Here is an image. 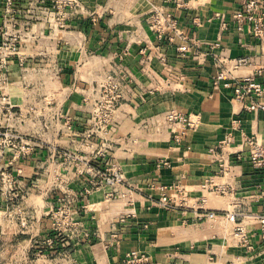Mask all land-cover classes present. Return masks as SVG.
<instances>
[{
    "label": "crops",
    "instance_id": "crops-1",
    "mask_svg": "<svg viewBox=\"0 0 264 264\" xmlns=\"http://www.w3.org/2000/svg\"><path fill=\"white\" fill-rule=\"evenodd\" d=\"M55 1L17 0L10 15L0 0V45L19 41L0 56V139L15 145L0 147V264H124L130 251L151 264H264V172L245 141L264 145V113L214 84L220 69L264 84V40L234 17L247 0H69L63 28ZM156 12L175 20L161 37ZM108 84L120 97L104 122ZM171 111L195 126L169 124Z\"/></svg>",
    "mask_w": 264,
    "mask_h": 264
},
{
    "label": "built area",
    "instance_id": "built-area-1",
    "mask_svg": "<svg viewBox=\"0 0 264 264\" xmlns=\"http://www.w3.org/2000/svg\"><path fill=\"white\" fill-rule=\"evenodd\" d=\"M17 0H4V8L7 14L16 13L15 3ZM175 0H167V2H171ZM70 3L69 0H56L53 4H51V12L58 13L60 16L57 17V24L60 27L64 26V15L62 14L65 6ZM238 22H247L251 28L252 35L263 41L264 40V9L262 8L260 2L258 0H247L242 6L241 11L234 16ZM153 27L159 32V37H161V32L163 31V24L168 26H174L175 20L172 17L171 13H163L156 12V14L152 17ZM218 46V44H215ZM19 50V41L16 38L8 39L4 41L0 45V56L1 61L5 62V60L11 56L18 53ZM181 51H184V48H180ZM247 64V59H239L235 68H239ZM214 84L216 86L223 85L226 88H230L234 99L241 103L244 109L248 112H263L264 113V103L261 100L264 98V84L258 81L255 76L243 77L240 79H231L230 73L226 69H220L218 74L214 79ZM104 92L106 94L105 99L101 102L97 108V112L101 115L100 118L104 122L109 119L110 115L115 112L116 105L119 99V94L117 93L116 87L111 84H108L104 87ZM167 121L171 125L181 124L185 128H193L195 126V122L191 119L190 116H186L177 111H171L167 114ZM264 136V132H263ZM246 145L251 153L252 162L255 169L261 170L264 172V145L259 141L257 137L246 138ZM13 138L4 134L0 139V147L6 148L8 146L15 147L13 144ZM226 145L231 143V139L228 138L225 141ZM224 145V143H222ZM237 160H241V154L236 155ZM163 165H168L167 162L161 163ZM227 171V168H226ZM92 173V172H91ZM6 177L3 176V180ZM106 184L111 187H115L123 183L124 178L123 175L119 172H113L112 175L105 178ZM160 205L167 210H172L174 205L172 204V200L168 195H163L161 200L159 201ZM59 214H57L58 216ZM56 216V218H57ZM227 218L234 223V231L239 236L240 241L243 246L246 247L247 250H253V246L250 243V238L247 234L245 227L242 222L237 221V215L233 213H229L226 215ZM256 222L260 226L261 237L264 241V213L255 215ZM124 219L120 220V224L124 223ZM124 264H151L149 262V258L146 254L140 253L138 251H130L125 258Z\"/></svg>",
    "mask_w": 264,
    "mask_h": 264
},
{
    "label": "rangeland",
    "instance_id": "rangeland-1",
    "mask_svg": "<svg viewBox=\"0 0 264 264\" xmlns=\"http://www.w3.org/2000/svg\"><path fill=\"white\" fill-rule=\"evenodd\" d=\"M66 211L63 209L61 211H56V214H59L56 218V221L58 224H65L66 225H69L71 224V220L70 218L67 216V214L65 213Z\"/></svg>",
    "mask_w": 264,
    "mask_h": 264
}]
</instances>
